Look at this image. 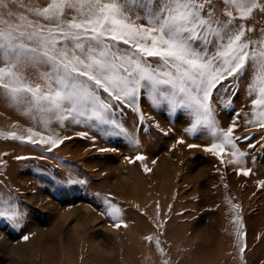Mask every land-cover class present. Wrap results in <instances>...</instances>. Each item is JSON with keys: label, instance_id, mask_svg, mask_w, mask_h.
I'll return each mask as SVG.
<instances>
[{"label": "rangeland", "instance_id": "obj_1", "mask_svg": "<svg viewBox=\"0 0 264 264\" xmlns=\"http://www.w3.org/2000/svg\"><path fill=\"white\" fill-rule=\"evenodd\" d=\"M6 2L15 15L8 17L0 8V16L16 21L28 15L22 3L43 7L48 0ZM214 3L224 7L221 0ZM243 22L254 29L247 35L255 39L264 29V13L256 11ZM247 83L246 73L229 104H221L227 98L224 89L212 100L221 129L235 122V136L252 137L255 147L247 140L237 142V149L246 153L238 164L228 162L230 146L221 156L205 150L217 142L211 130L198 126L195 133L186 131L194 122L187 111L155 107L147 98L141 99L139 110L124 108L113 117L138 141L132 143L127 135H115L107 125L102 126L104 134L82 118L76 123L53 117L45 123L0 92V208L18 214L15 221L0 217V264H179L188 254L198 259L193 264H202L199 256L205 250L198 234L208 228L218 237L223 217L230 246L219 248V258L213 250L206 252L205 264H264V129L245 123L251 116ZM29 129L40 134L33 140L52 137L63 143L49 151L50 144L27 139ZM138 155L145 158L136 160ZM106 201L120 209L118 220L107 214ZM73 206L92 210L100 220L83 218L84 211L71 213ZM59 219L61 237L48 235L42 242L32 237L47 233ZM173 221L184 232L171 245L162 238ZM135 222L145 223V243L154 251L138 263L129 259L133 247L127 245ZM214 240V249L224 247ZM33 247L39 248L33 253ZM230 247L244 251L236 254Z\"/></svg>", "mask_w": 264, "mask_h": 264}, {"label": "snow or ice", "instance_id": "obj_2", "mask_svg": "<svg viewBox=\"0 0 264 264\" xmlns=\"http://www.w3.org/2000/svg\"><path fill=\"white\" fill-rule=\"evenodd\" d=\"M221 2L219 9L214 0H48L43 7L22 3L28 15L16 21L0 16V92L45 123L53 117L76 123L82 118L104 134L102 126L107 125L132 143L138 141L113 117L124 108L139 110L141 99L147 98L155 107L187 111L194 117L188 133L202 126L216 137L206 151L221 156L230 146L228 162L242 163L246 153L237 149V142L247 140L255 147L252 137L235 136V122L221 129L212 100L224 89L227 98L221 104L231 103L247 73L251 116L245 123L264 129V29L252 39L247 34L254 29L243 22L256 11L264 13V0ZM0 8L8 17L15 15L6 0H0ZM28 131L30 142L50 144L49 151L63 143L52 137L33 140L40 134ZM106 203L107 214L118 220L120 209ZM17 215L0 208V217L15 221Z\"/></svg>", "mask_w": 264, "mask_h": 264}, {"label": "bare ground", "instance_id": "obj_3", "mask_svg": "<svg viewBox=\"0 0 264 264\" xmlns=\"http://www.w3.org/2000/svg\"><path fill=\"white\" fill-rule=\"evenodd\" d=\"M72 212L73 214L75 213H80L81 211H84L85 214L83 215V218H87L89 217L91 219V217H94L97 220H100L99 216L95 215L93 213L92 210H88L87 208L81 209L79 207H75L73 206L72 208ZM155 221V219L153 220ZM145 223L142 222H135L134 225H130V228L132 229V232H130V234H133L129 241L127 242L129 247H133L131 250H129V259L131 261L135 260L136 263H138L141 259H146L149 260V257L154 254V251L152 249H150L148 247V245L145 243V235H143L142 233V229L145 228ZM63 228V223L62 221L59 219L56 222L53 223L52 228L49 229V231H47V233H44L43 231L37 232L34 236L32 237H36V241L37 239L39 241H45V239L47 238L48 235H51L52 237L54 236V239H57V237H61V235H59V231H61ZM228 225H226V222L224 220V217L221 219V228H218L220 230V235L216 238H214V234L215 232H213L212 229H205L203 230L202 233H199L198 235L201 237L200 238V246L205 250V253L200 254L199 256V261H203L202 264H205L204 260L207 254H209V252L211 253V250L215 251V256L216 258H219L220 255V251L219 248H226L229 244V238L228 236L226 237V229H228ZM182 232H184V226L181 224H177V222L173 221L171 224V227L169 228H164L163 229V240H165L164 242L168 241L169 244L173 245V243H175L177 240L181 239V234ZM214 239H217L218 243L220 246H224V247H218L217 249H214ZM30 241V239L28 240ZM65 243H66V238H65ZM68 245H69V241H67ZM67 245V244H66ZM67 245V246H68ZM199 246V247H200ZM39 248V247H33V253L35 252V250ZM44 249V251H48V250H53L55 251L57 249V247H41ZM58 248H64V250L70 249L72 250V247H58ZM169 248V247H168ZM17 249V248H15ZM234 249V247H230V252H232V250ZM234 251V250H233ZM207 252V254H206ZM16 253V251H15ZM234 253L236 254H241V248H237ZM169 255V254H168ZM189 257H186L185 259H182L179 264H193L192 262L197 263V260H195L194 256H190L188 254ZM194 263V264H195ZM206 264H212V263H208L206 262Z\"/></svg>", "mask_w": 264, "mask_h": 264}]
</instances>
